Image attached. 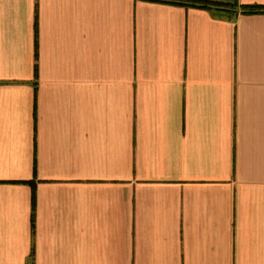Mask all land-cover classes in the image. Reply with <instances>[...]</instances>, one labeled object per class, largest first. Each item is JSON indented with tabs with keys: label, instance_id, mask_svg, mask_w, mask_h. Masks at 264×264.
Returning <instances> with one entry per match:
<instances>
[{
	"label": "crops",
	"instance_id": "1",
	"mask_svg": "<svg viewBox=\"0 0 264 264\" xmlns=\"http://www.w3.org/2000/svg\"><path fill=\"white\" fill-rule=\"evenodd\" d=\"M0 264H264V9L0 0Z\"/></svg>",
	"mask_w": 264,
	"mask_h": 264
},
{
	"label": "trees",
	"instance_id": "2",
	"mask_svg": "<svg viewBox=\"0 0 264 264\" xmlns=\"http://www.w3.org/2000/svg\"><path fill=\"white\" fill-rule=\"evenodd\" d=\"M160 2H168L178 5H183L187 7H200L209 9L217 14L220 15H229L232 13H237L239 9L242 12L252 13L261 11L262 7L258 6H246V5H239L237 1L233 0H155ZM219 12V13H218ZM34 194H33V212H32V221L34 222Z\"/></svg>",
	"mask_w": 264,
	"mask_h": 264
},
{
	"label": "water",
	"instance_id": "3",
	"mask_svg": "<svg viewBox=\"0 0 264 264\" xmlns=\"http://www.w3.org/2000/svg\"><path fill=\"white\" fill-rule=\"evenodd\" d=\"M219 13V12H218Z\"/></svg>",
	"mask_w": 264,
	"mask_h": 264
}]
</instances>
